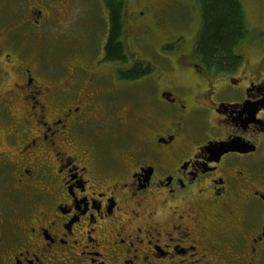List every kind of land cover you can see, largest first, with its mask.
Segmentation results:
<instances>
[{
	"label": "flooded vegetation",
	"instance_id": "obj_1",
	"mask_svg": "<svg viewBox=\"0 0 264 264\" xmlns=\"http://www.w3.org/2000/svg\"><path fill=\"white\" fill-rule=\"evenodd\" d=\"M96 1L84 25L76 0H24L8 23L0 4V70L17 77L0 181L23 204L0 206V264H264V29L219 69L196 51L194 0L123 1L118 60L115 0ZM56 28L61 64L22 60Z\"/></svg>",
	"mask_w": 264,
	"mask_h": 264
},
{
	"label": "rangeland",
	"instance_id": "obj_2",
	"mask_svg": "<svg viewBox=\"0 0 264 264\" xmlns=\"http://www.w3.org/2000/svg\"><path fill=\"white\" fill-rule=\"evenodd\" d=\"M127 14L131 13V10H138L141 6L151 3L152 0H124ZM195 2V3H194ZM193 5L196 4L198 8V3L194 0ZM245 16H247L246 24L249 27H255L256 25H260L261 28L264 29V0H240ZM0 4L6 7V23L19 19V16L22 15L23 10L22 7L25 4L24 0H0ZM140 10H144L141 8ZM72 14L81 15V17H87L82 19V24L84 25V20L87 22L90 17H95L99 15H103L102 8L96 0H76L75 4L73 3ZM75 12V13H74ZM196 13V11H195ZM70 13V15H72ZM197 14V13H196ZM261 16V17H260ZM194 27L195 30L200 27V22L197 15H194ZM198 23V25H197ZM249 24V25H248ZM6 25V24H5ZM249 27V28H250ZM59 28H56L54 33L46 30L42 33V35L37 37L33 36L30 42V49L27 51L25 55L22 56V60L25 62H31L32 64L37 65L38 67L50 72L48 69H51L57 64H61L64 59V54L62 53V40L59 38L61 34L58 33ZM2 31V29H0ZM18 33V32H17ZM29 33V32H28ZM23 34V33H20ZM54 34V35H53ZM67 37L64 39L66 40ZM63 39V41H64ZM159 40V39H157ZM36 43H40L41 47H37ZM39 49V50H38ZM15 59L14 55L10 56L9 60ZM4 64V62L2 63ZM9 68V65L6 61L5 66H0V68ZM17 79L16 75L13 73L10 76H7L6 79L2 77V71L0 70V97H4L6 95L5 89L9 87L10 83L13 80ZM1 134V131H0ZM106 144L114 143L117 138L114 135H101ZM0 141L5 148H10L7 146V143L4 141L3 137L0 135ZM1 148V147H0ZM13 149V147L11 148ZM11 181L7 180L5 182L0 181V206L3 207H16L23 206L22 200L20 197H11L13 194L11 191ZM17 199V201H16ZM12 200H15L14 202Z\"/></svg>",
	"mask_w": 264,
	"mask_h": 264
},
{
	"label": "trees",
	"instance_id": "obj_3",
	"mask_svg": "<svg viewBox=\"0 0 264 264\" xmlns=\"http://www.w3.org/2000/svg\"><path fill=\"white\" fill-rule=\"evenodd\" d=\"M123 1L115 0L111 6L112 30L108 51L118 60L125 59L123 47L117 43L122 35L119 17L122 14ZM196 2L201 15L200 30L195 41L196 51L207 63H213L219 69L229 68L235 61L233 48L248 33L240 0H196ZM135 73L134 70L132 76H128L134 78Z\"/></svg>",
	"mask_w": 264,
	"mask_h": 264
}]
</instances>
